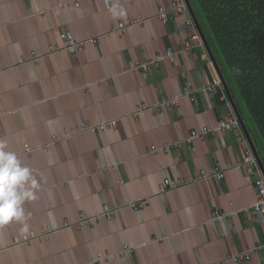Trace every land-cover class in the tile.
Here are the masks:
<instances>
[{"label": "crops", "instance_id": "obj_1", "mask_svg": "<svg viewBox=\"0 0 264 264\" xmlns=\"http://www.w3.org/2000/svg\"><path fill=\"white\" fill-rule=\"evenodd\" d=\"M173 1L0 0V264H90L125 244L134 251L96 264H264V220L251 211L252 181L236 167V135L197 139L193 151L187 144L164 149L213 125L225 103L182 97L176 107L138 112L184 87L197 90L216 73L199 47L175 62L135 66L166 47L180 50L191 34L184 15L168 23L156 17ZM136 16L146 20L112 30ZM62 31L96 40L77 52L47 53L61 45ZM31 52L39 61L20 64ZM108 119L116 126L50 142L65 127ZM217 164L226 169L220 181L160 188L165 177ZM140 202L137 210L128 204ZM104 204L119 207L111 219L63 227ZM30 232L38 236L18 242ZM246 250L249 260L224 262Z\"/></svg>", "mask_w": 264, "mask_h": 264}, {"label": "built area", "instance_id": "obj_2", "mask_svg": "<svg viewBox=\"0 0 264 264\" xmlns=\"http://www.w3.org/2000/svg\"><path fill=\"white\" fill-rule=\"evenodd\" d=\"M78 6V3H75ZM184 15L185 23L189 27H191L192 31L189 37L183 42L182 48L180 50H174L171 47H166L163 51L159 52L156 57L150 62H143V63H136V67H141L142 69L146 70L148 65L152 64L157 66L159 62L168 60L169 62H175V59L178 53L189 54L192 50L196 48H201L205 50L204 44L201 40L200 34L197 30V27L188 11L187 5L184 0H174L169 6L160 5L157 9L156 17L163 23H168L174 20L178 16ZM146 20L143 16H136L130 17L123 21H119L117 26L113 27L112 30L123 32L125 29L131 25L141 24ZM61 39V45L53 46L50 45L48 47L47 53L57 52L60 50H66L68 52H77L83 49L86 43L94 42L96 37H84V38H75L70 32L62 31L59 34ZM41 55L35 52H31L30 57L23 58L20 64L26 61H33L37 63ZM20 64L16 65L19 67ZM212 67L211 63H209ZM134 66V67H135ZM13 67L12 65L6 66V68ZM217 97L221 102H224L227 108V112L223 114L219 119L215 121L213 125H203L201 128L196 129L193 128L190 130L187 136L182 141L174 143L173 145H167L164 149L167 151L171 146L174 148H180L182 144H187L190 146V149L193 151L195 150L194 142L195 140L199 139L202 140L207 136H215L219 133L223 132H232L236 135L237 140L241 147V155L240 160L236 167L250 179L253 183V187L256 192V199L255 202L251 205V211L256 214L257 216L261 217L264 220V176L262 170L258 164V161L243 133L241 128L240 122L235 115L231 104L228 100L226 92L222 86L220 79L218 78L217 74L206 79L201 85L198 87L197 90H190L187 87L183 88L181 93L174 95L172 97H167L161 99L157 104L148 107L147 105H142L139 107L138 112L144 109H150L152 111L159 112L164 108H171L176 107L179 105V101L182 97H187L191 101L196 102L198 98L207 99L209 97ZM134 114H137L134 113ZM117 124V119H108L102 120L97 123H91L89 121H81L75 127H65L63 129V134L61 136L52 135L50 142H54L60 139L71 137L75 134L79 133H86V132H97L103 131L112 127H115ZM31 151V147L25 146L24 152ZM155 149L151 150L154 152ZM226 169L220 165H216V167L210 171L206 172L204 169H199L197 172L191 173L185 177H165L161 181V190H172L179 187H185L191 185L199 180H206L208 178H213L217 181L223 179L225 175ZM134 210L139 209L142 207V202L140 203H128ZM119 207H112L108 204H104L102 210L95 214V215H88L86 213H82L79 218L74 221H65L63 223V227H75L78 230H83L87 226L91 225L92 222L97 219L98 217H104L106 219H111L115 212ZM215 218H222V215L219 212L214 213ZM38 235L30 232L27 234L22 235L21 239L18 242L28 243L34 240ZM134 247H130L129 245L125 244L121 251L113 254H102L97 253L90 264H96V262L100 260H106L110 258H119L124 256L127 252H133ZM252 250H246L241 253H235L230 255L229 257L224 259V262L233 261L235 263H239L241 260H249L251 257Z\"/></svg>", "mask_w": 264, "mask_h": 264}, {"label": "trees", "instance_id": "obj_3", "mask_svg": "<svg viewBox=\"0 0 264 264\" xmlns=\"http://www.w3.org/2000/svg\"><path fill=\"white\" fill-rule=\"evenodd\" d=\"M190 2L264 163V0Z\"/></svg>", "mask_w": 264, "mask_h": 264}, {"label": "water", "instance_id": "obj_4", "mask_svg": "<svg viewBox=\"0 0 264 264\" xmlns=\"http://www.w3.org/2000/svg\"><path fill=\"white\" fill-rule=\"evenodd\" d=\"M184 1L186 3L188 11H189V13H190V15H191L196 27H197V30H198V32L200 34V37H201V40H202V42L204 44V48H205V50L207 52V55L209 56V59H210V61L212 63V66H213L218 78L220 79V81L222 83V86H223V88H224V90L226 92V95H227L228 100H229V102L231 104V107H232L235 115L237 116V118H238V120L240 122V125H241V128L243 130V133H244V135H245V137H246V139H247V141H248V143H249V145H250V147H251V149H252V151H253L256 159H257V161H258V164H259V166H260V168L262 170L263 176H264V163H263L262 158H261V156H260V154L258 152V149H257V147H256V145H255V143L253 141V138H252V136H251V134H250V132L248 130L246 122L244 121V119H243V117H242V115H241V113H240V111H239V109H238V107L236 105V102H235V100H234V98L232 96V93H231V91H230V89L228 87V84H227V82H226V80H225V78H224V76L222 74V71H221V69H220V67L218 65V62H217V60H216V58H215V56H214V54L212 52V49H211V47H210V45H209V43H208V41L206 39V36H205L204 31H203V29L201 27V24H200V22H199V20H198V18L196 16L194 10H193V7H192V4H191L190 0H184Z\"/></svg>", "mask_w": 264, "mask_h": 264}]
</instances>
